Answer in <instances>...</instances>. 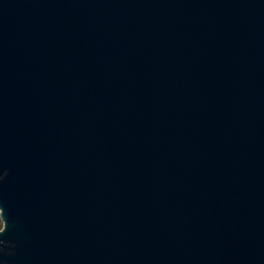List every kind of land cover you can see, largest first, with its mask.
I'll list each match as a JSON object with an SVG mask.
<instances>
[{
	"label": "water",
	"instance_id": "water-1",
	"mask_svg": "<svg viewBox=\"0 0 264 264\" xmlns=\"http://www.w3.org/2000/svg\"><path fill=\"white\" fill-rule=\"evenodd\" d=\"M0 264H264V0H0Z\"/></svg>",
	"mask_w": 264,
	"mask_h": 264
},
{
	"label": "rangeland",
	"instance_id": "rangeland-1",
	"mask_svg": "<svg viewBox=\"0 0 264 264\" xmlns=\"http://www.w3.org/2000/svg\"><path fill=\"white\" fill-rule=\"evenodd\" d=\"M0 222H1V225L3 226L4 225V221H3L2 217H1V214H0Z\"/></svg>",
	"mask_w": 264,
	"mask_h": 264
},
{
	"label": "trees",
	"instance_id": "trees-1",
	"mask_svg": "<svg viewBox=\"0 0 264 264\" xmlns=\"http://www.w3.org/2000/svg\"><path fill=\"white\" fill-rule=\"evenodd\" d=\"M3 226L1 225V222H0V229L2 228Z\"/></svg>",
	"mask_w": 264,
	"mask_h": 264
}]
</instances>
